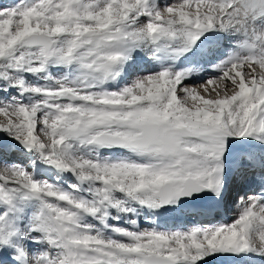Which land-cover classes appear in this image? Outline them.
<instances>
[{"label":"snow or ice","instance_id":"6c2138e0","mask_svg":"<svg viewBox=\"0 0 264 264\" xmlns=\"http://www.w3.org/2000/svg\"><path fill=\"white\" fill-rule=\"evenodd\" d=\"M0 117V264H264V0H0Z\"/></svg>","mask_w":264,"mask_h":264},{"label":"bare ground","instance_id":"6f19581e","mask_svg":"<svg viewBox=\"0 0 264 264\" xmlns=\"http://www.w3.org/2000/svg\"><path fill=\"white\" fill-rule=\"evenodd\" d=\"M2 2H3V0H2ZM0 119H3L2 117H0Z\"/></svg>","mask_w":264,"mask_h":264},{"label":"rangeland","instance_id":"374dc122","mask_svg":"<svg viewBox=\"0 0 264 264\" xmlns=\"http://www.w3.org/2000/svg\"><path fill=\"white\" fill-rule=\"evenodd\" d=\"M3 118V117H2Z\"/></svg>","mask_w":264,"mask_h":264}]
</instances>
